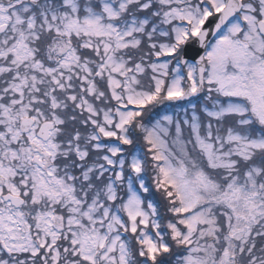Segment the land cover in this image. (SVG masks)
<instances>
[{"label":"snow or ice","instance_id":"obj_1","mask_svg":"<svg viewBox=\"0 0 264 264\" xmlns=\"http://www.w3.org/2000/svg\"><path fill=\"white\" fill-rule=\"evenodd\" d=\"M0 264H264V0H0Z\"/></svg>","mask_w":264,"mask_h":264}]
</instances>
